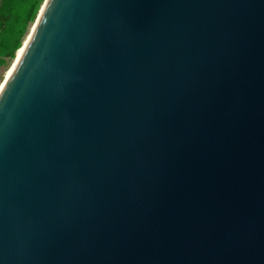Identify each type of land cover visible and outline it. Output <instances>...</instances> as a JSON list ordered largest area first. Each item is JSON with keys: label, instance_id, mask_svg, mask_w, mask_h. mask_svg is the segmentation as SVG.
Instances as JSON below:
<instances>
[{"label": "water", "instance_id": "1", "mask_svg": "<svg viewBox=\"0 0 264 264\" xmlns=\"http://www.w3.org/2000/svg\"><path fill=\"white\" fill-rule=\"evenodd\" d=\"M0 264H264V0H44L0 88Z\"/></svg>", "mask_w": 264, "mask_h": 264}, {"label": "trees", "instance_id": "2", "mask_svg": "<svg viewBox=\"0 0 264 264\" xmlns=\"http://www.w3.org/2000/svg\"><path fill=\"white\" fill-rule=\"evenodd\" d=\"M44 0H0V66L15 58Z\"/></svg>", "mask_w": 264, "mask_h": 264}, {"label": "bare ground", "instance_id": "3", "mask_svg": "<svg viewBox=\"0 0 264 264\" xmlns=\"http://www.w3.org/2000/svg\"><path fill=\"white\" fill-rule=\"evenodd\" d=\"M32 25H33V24H32ZM32 25H31V27H30V30L32 29ZM29 35H30V31L28 32L27 36H26V37H25V39L23 40V45H22V47H21V48H20V49L17 51V54L15 55V58L13 59V61H12L11 65H10V67H9V69H8V72H6V74L4 75L3 82L5 81V79H6L7 75H8V73L10 72V70H11V68H12L13 64L15 63V61H16V59H17V57H18V56H19V54L21 53V51H22L23 47L25 46V44H26V41H27V39H28ZM3 82L1 83V86H2ZM1 86H0V88H1Z\"/></svg>", "mask_w": 264, "mask_h": 264}, {"label": "rangeland", "instance_id": "4", "mask_svg": "<svg viewBox=\"0 0 264 264\" xmlns=\"http://www.w3.org/2000/svg\"><path fill=\"white\" fill-rule=\"evenodd\" d=\"M31 27V26H30ZM30 31V29H29ZM28 34V33H27ZM27 36V35H26ZM13 61V60H12ZM11 62H9V64L7 66H0V86H1V83L3 82V79H4V75L6 74V72H8V69L11 65Z\"/></svg>", "mask_w": 264, "mask_h": 264}]
</instances>
